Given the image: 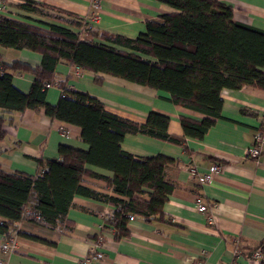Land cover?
I'll use <instances>...</instances> for the list:
<instances>
[{
  "label": "crops",
  "instance_id": "crops-1",
  "mask_svg": "<svg viewBox=\"0 0 264 264\" xmlns=\"http://www.w3.org/2000/svg\"><path fill=\"white\" fill-rule=\"evenodd\" d=\"M230 5L236 22L264 31V0H216ZM33 2L48 15L64 20L83 19L90 14L92 0H7L1 16L29 18L79 32L78 28L46 16L24 10ZM163 0H100L98 19L90 24L99 32L134 39L145 32L147 21L175 13ZM90 37V36H89ZM98 42L97 39H92ZM3 63L20 62L31 67L40 64V54L28 50L0 48ZM12 84L23 94L31 88L29 74L8 71ZM57 79L66 90L86 94L103 105L106 112L137 124H144L151 112L168 117L167 133L182 137L180 117L199 121L203 115L173 104L168 95L105 74L80 72L67 62L56 65ZM95 77L100 79L95 81ZM61 90L48 88L45 101L56 105ZM220 119L201 140L185 138L174 145L148 136L125 135L121 150L134 159L162 155L175 161L165 172L173 191L164 204L165 221L128 220L129 236L116 240L114 229L105 224L115 210L105 201L74 197L66 220L68 229L50 228L23 221L17 230L37 241L14 234L15 248L3 256L5 264H79L92 251L103 259L86 264H259L263 258L251 256V250L264 240V153L256 161L244 158L254 136L264 123V90L242 87L220 93ZM4 117L5 137L0 141V167L6 172L34 175L38 160L58 159V147L87 150L80 140L79 127L47 117L42 110L23 113L0 110ZM264 125V124H263ZM264 131V130H263ZM213 164L221 166L207 184H200L187 173L194 166L199 174ZM87 169L105 178L112 173L97 167ZM83 186L102 196L127 201L115 194L102 179L85 177ZM207 206L198 212L195 197ZM137 197L148 200L146 195ZM0 236V244L2 242ZM237 252V253H235Z\"/></svg>",
  "mask_w": 264,
  "mask_h": 264
},
{
  "label": "trees",
  "instance_id": "trees-1",
  "mask_svg": "<svg viewBox=\"0 0 264 264\" xmlns=\"http://www.w3.org/2000/svg\"><path fill=\"white\" fill-rule=\"evenodd\" d=\"M176 10L145 23V32L134 39L99 32L75 20L50 16L33 2L24 10L46 16L85 31L25 18L24 21L0 15V48L28 50L40 54L39 66L0 60V110L44 114L80 128V140L87 150L58 147V159L38 160L36 174L6 172L0 167V236L2 241L21 234L17 223L33 222L29 211L42 217L40 225L68 229L66 220L74 197L105 201L115 207L105 224L114 229L116 240L129 236L128 216L144 221H165L163 207L173 191L165 172L175 161L158 155L134 159L121 150L127 134L182 145L185 138L201 140L222 118V90L248 86L264 90V31L236 22L230 5L216 0H163ZM97 39L98 42L92 41ZM67 62L80 72L105 74L168 95L173 104L204 116L195 121L180 117L182 137L167 133L168 117L149 113L144 124L106 112L97 100L72 90L57 79L56 65ZM8 71L29 74L32 84L23 94L12 84ZM95 81L100 79L95 77ZM56 86L61 97L54 106L46 103L48 88ZM0 114V141L5 137ZM264 123L259 131L264 130ZM97 167L112 173L105 178L87 169ZM85 177L102 179L112 191L127 201L99 195L83 186ZM138 195L148 196L143 200ZM39 224V223H37ZM259 251L264 264V240L251 250Z\"/></svg>",
  "mask_w": 264,
  "mask_h": 264
},
{
  "label": "built area",
  "instance_id": "built-area-1",
  "mask_svg": "<svg viewBox=\"0 0 264 264\" xmlns=\"http://www.w3.org/2000/svg\"><path fill=\"white\" fill-rule=\"evenodd\" d=\"M7 0H0V13L5 9ZM99 2L100 0H92L91 6H90V14L81 19H75L76 22L80 23L81 25H84L86 27L90 28V24H93L98 19V11H99ZM80 38L84 41H89L90 37L89 35L83 30L80 29ZM51 86L46 85V88H50ZM264 153V131H258L254 136L253 144L248 147L245 150L244 158L247 160L256 161L261 156V154ZM221 169V166L219 164H213L211 165L208 170L203 173L199 174L194 166L187 167V173L192 177L196 178L200 184H207L211 181V178L214 174H217ZM195 206L198 212L206 213L208 211L207 206L203 203L201 197L198 195L195 197ZM26 215L29 216L33 222L35 223H42V217L38 214H33L29 211L26 212ZM134 218L132 216H128V220L132 221ZM18 224V223H17ZM15 248V237L11 236L7 238L6 240H3L0 244V264L4 263L3 256L5 254H8L12 252ZM237 253V252H235ZM254 259H258L261 257L259 251H255L252 256ZM98 259L102 260L103 257L101 254L96 253L95 251H92V254L90 256L86 257L83 261L79 262V264H86L91 259Z\"/></svg>",
  "mask_w": 264,
  "mask_h": 264
},
{
  "label": "rangeland",
  "instance_id": "rangeland-1",
  "mask_svg": "<svg viewBox=\"0 0 264 264\" xmlns=\"http://www.w3.org/2000/svg\"><path fill=\"white\" fill-rule=\"evenodd\" d=\"M50 16H52V17H54V16H56V15H50ZM47 19H49L50 21H54V19H52V18H49V17H46ZM30 222V221H29ZM31 223H35V222H31ZM35 224H37V223H35Z\"/></svg>",
  "mask_w": 264,
  "mask_h": 264
}]
</instances>
